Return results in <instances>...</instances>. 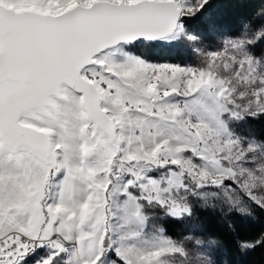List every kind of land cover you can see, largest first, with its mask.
I'll return each instance as SVG.
<instances>
[{"label": "snow or ice", "instance_id": "snow-or-ice-1", "mask_svg": "<svg viewBox=\"0 0 264 264\" xmlns=\"http://www.w3.org/2000/svg\"><path fill=\"white\" fill-rule=\"evenodd\" d=\"M259 2L225 33L210 0H0V264H218L166 224L264 214Z\"/></svg>", "mask_w": 264, "mask_h": 264}, {"label": "trees", "instance_id": "trees-1", "mask_svg": "<svg viewBox=\"0 0 264 264\" xmlns=\"http://www.w3.org/2000/svg\"><path fill=\"white\" fill-rule=\"evenodd\" d=\"M261 7L259 0H210L208 13L212 16L216 28L225 33L240 31L246 17H254ZM258 23L264 20L257 18ZM195 30L207 31V23L204 18H198L191 22ZM210 39H214L211 37ZM161 58L171 59L174 62H185L189 59L184 53H162ZM255 131L259 135L264 133V125H255ZM232 223L235 232L227 226L215 214L197 209L192 221H169L166 224L170 234L181 233L188 224H195L204 232L218 237L223 241V247L218 250L216 259L218 264H264V249L257 248L247 255H241L236 249V238L251 239L264 231V214L257 213L253 219L233 217Z\"/></svg>", "mask_w": 264, "mask_h": 264}]
</instances>
